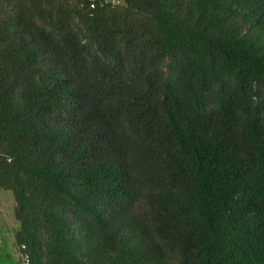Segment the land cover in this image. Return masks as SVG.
<instances>
[{"label": "trees", "instance_id": "trees-1", "mask_svg": "<svg viewBox=\"0 0 264 264\" xmlns=\"http://www.w3.org/2000/svg\"><path fill=\"white\" fill-rule=\"evenodd\" d=\"M0 190L28 264H264V0H0Z\"/></svg>", "mask_w": 264, "mask_h": 264}, {"label": "rangeland", "instance_id": "rangeland-1", "mask_svg": "<svg viewBox=\"0 0 264 264\" xmlns=\"http://www.w3.org/2000/svg\"><path fill=\"white\" fill-rule=\"evenodd\" d=\"M14 207L12 193L0 190V264H24L14 240L20 229Z\"/></svg>", "mask_w": 264, "mask_h": 264}, {"label": "built area", "instance_id": "built-area-1", "mask_svg": "<svg viewBox=\"0 0 264 264\" xmlns=\"http://www.w3.org/2000/svg\"><path fill=\"white\" fill-rule=\"evenodd\" d=\"M88 2L92 4V7L95 4L99 5L100 7H104V6L117 7L122 4V0H88ZM22 259L24 264H28L26 258H22Z\"/></svg>", "mask_w": 264, "mask_h": 264}]
</instances>
